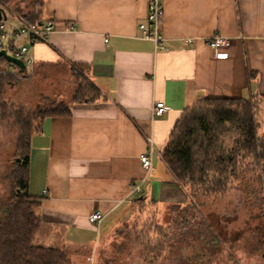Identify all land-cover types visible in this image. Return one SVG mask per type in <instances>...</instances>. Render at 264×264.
<instances>
[{
  "label": "crops",
  "instance_id": "1",
  "mask_svg": "<svg viewBox=\"0 0 264 264\" xmlns=\"http://www.w3.org/2000/svg\"><path fill=\"white\" fill-rule=\"evenodd\" d=\"M150 1L41 0L40 19L50 16L56 28L49 42L31 46L34 64L83 65L99 96L72 101L69 115L46 117L30 138L28 192L41 218L35 244L66 253L88 245L104 218L133 201L134 184L143 198L181 199L159 153L199 98L257 100L263 133L264 0H159L162 47L139 28ZM213 34L231 39L226 57L206 43ZM156 101L166 105L161 115ZM147 136L157 150L148 170L140 161ZM94 210L104 216L99 224L88 219Z\"/></svg>",
  "mask_w": 264,
  "mask_h": 264
},
{
  "label": "trees",
  "instance_id": "2",
  "mask_svg": "<svg viewBox=\"0 0 264 264\" xmlns=\"http://www.w3.org/2000/svg\"><path fill=\"white\" fill-rule=\"evenodd\" d=\"M12 1L0 0V12ZM17 15L30 22L42 20L39 7ZM19 82L14 73L0 71V128L7 127L14 134L7 171L1 175L6 187L0 191V264H69L64 250L33 242L41 218L36 211L39 200L28 192L30 138L46 117L69 115L72 101H93L99 89L85 77L70 101L41 95L39 102L27 109L7 96ZM257 107L253 98L203 97L184 109L159 154L187 200L170 202V222L177 229L172 236L168 230H160L158 239L145 242L147 252L159 255L175 245L180 248L186 234L197 227L209 250L218 236L198 218V202L203 204L240 186L244 192L254 190L255 198L259 194L264 209V133L256 117ZM142 199L138 195L133 201ZM260 225L264 228V218Z\"/></svg>",
  "mask_w": 264,
  "mask_h": 264
},
{
  "label": "rangeland",
  "instance_id": "3",
  "mask_svg": "<svg viewBox=\"0 0 264 264\" xmlns=\"http://www.w3.org/2000/svg\"><path fill=\"white\" fill-rule=\"evenodd\" d=\"M40 3L41 0H13L5 8L8 22L16 23L11 14L35 11ZM41 17L51 18L47 15ZM1 69H5L3 61L0 62ZM84 73V66L69 68L61 63L55 66L34 64L29 71L14 73L20 82L8 90L7 96L27 109L38 103L41 95L70 101L77 85H84ZM260 113L264 118V112ZM13 143V131L0 128V177L7 171V158L12 155ZM4 187L6 181L1 177L0 191ZM243 189L240 186L207 199L203 204L198 202V218L203 219L218 236L209 250L202 241L203 236L199 238L200 229L197 227L196 234H186L180 248L175 245L169 252L163 251L159 255L147 252L146 241L158 239L160 230L164 229L172 236L177 228L170 222L171 201L143 198L104 218L98 236L93 234L88 245L68 248L69 264H264V228L260 225L264 209L259 194L255 198L254 190L247 188L244 192ZM182 194L181 199L172 201L185 202L187 195L184 191ZM195 256L199 259L195 260Z\"/></svg>",
  "mask_w": 264,
  "mask_h": 264
},
{
  "label": "built area",
  "instance_id": "4",
  "mask_svg": "<svg viewBox=\"0 0 264 264\" xmlns=\"http://www.w3.org/2000/svg\"><path fill=\"white\" fill-rule=\"evenodd\" d=\"M7 10L0 12V50H4L7 54L20 59L25 71H29L34 66V57L31 53V46L37 42L47 43L52 33L55 31V23L49 19H42L38 22H30L17 14H11L16 19V23L8 22ZM163 16L162 4L159 0H151L148 5L146 21L139 23L142 31V37L151 39L155 46L162 47L163 37L160 32V25ZM190 42V40H188ZM206 43L217 57H226L228 49L231 46V39L220 35L213 34L206 38ZM0 59L5 63V69L11 73L19 72V67L7 61L2 55ZM1 61V62H2ZM19 72V73H24ZM166 110L163 101H156L153 105V113L161 115ZM148 142L147 149L140 155L142 166L148 170L151 167V157L157 153L150 136L146 137ZM136 196L140 195L142 189L141 184H134L131 190ZM103 214L99 210L91 211L88 219L92 223L99 224L103 220Z\"/></svg>",
  "mask_w": 264,
  "mask_h": 264
},
{
  "label": "water",
  "instance_id": "5",
  "mask_svg": "<svg viewBox=\"0 0 264 264\" xmlns=\"http://www.w3.org/2000/svg\"><path fill=\"white\" fill-rule=\"evenodd\" d=\"M1 55H2L7 61H10V62L16 64V65L19 67V72H24V70H25V66H24L23 62H22L20 59L14 57V56H11V55H9V54H7L4 50H0V56H1Z\"/></svg>",
  "mask_w": 264,
  "mask_h": 264
}]
</instances>
